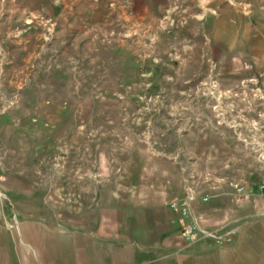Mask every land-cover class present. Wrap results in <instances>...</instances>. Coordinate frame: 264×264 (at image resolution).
I'll list each match as a JSON object with an SVG mask.
<instances>
[{"label":"rangeland","instance_id":"rangeland-1","mask_svg":"<svg viewBox=\"0 0 264 264\" xmlns=\"http://www.w3.org/2000/svg\"><path fill=\"white\" fill-rule=\"evenodd\" d=\"M239 12L264 0H0V112L83 132L70 163L87 187L142 151L264 195V70L228 65L211 39Z\"/></svg>","mask_w":264,"mask_h":264},{"label":"crops","instance_id":"crops-1","mask_svg":"<svg viewBox=\"0 0 264 264\" xmlns=\"http://www.w3.org/2000/svg\"><path fill=\"white\" fill-rule=\"evenodd\" d=\"M211 39L228 65L264 70V15L218 17ZM53 128L0 112V264H264L263 194L208 172L195 181L178 159L142 151L87 187L85 166L70 163L83 132ZM203 151L204 162L219 155ZM185 206L224 242L186 239Z\"/></svg>","mask_w":264,"mask_h":264},{"label":"built area","instance_id":"built-area-1","mask_svg":"<svg viewBox=\"0 0 264 264\" xmlns=\"http://www.w3.org/2000/svg\"><path fill=\"white\" fill-rule=\"evenodd\" d=\"M236 187L237 190L242 189L239 186ZM207 198L208 196H205V199ZM171 205L174 207H178V203L176 201H173ZM181 214L183 219L182 233L186 239L190 241H194L199 239L200 237L206 236L214 239L217 243L222 244L224 242L223 239L224 233L219 229H207L200 226L195 221V219H193L190 208L188 206H185L184 208L181 209Z\"/></svg>","mask_w":264,"mask_h":264}]
</instances>
